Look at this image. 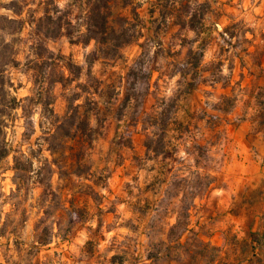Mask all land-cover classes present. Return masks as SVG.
<instances>
[{
	"label": "clouds",
	"instance_id": "1",
	"mask_svg": "<svg viewBox=\"0 0 264 264\" xmlns=\"http://www.w3.org/2000/svg\"><path fill=\"white\" fill-rule=\"evenodd\" d=\"M0 264H264V0H0Z\"/></svg>",
	"mask_w": 264,
	"mask_h": 264
}]
</instances>
